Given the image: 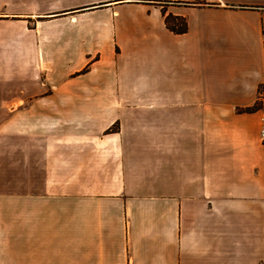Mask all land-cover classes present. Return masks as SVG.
Masks as SVG:
<instances>
[{"label":"crops","instance_id":"1","mask_svg":"<svg viewBox=\"0 0 264 264\" xmlns=\"http://www.w3.org/2000/svg\"><path fill=\"white\" fill-rule=\"evenodd\" d=\"M0 56V264H264V0H0Z\"/></svg>","mask_w":264,"mask_h":264},{"label":"rangeland","instance_id":"2","mask_svg":"<svg viewBox=\"0 0 264 264\" xmlns=\"http://www.w3.org/2000/svg\"><path fill=\"white\" fill-rule=\"evenodd\" d=\"M178 2H172V6H192L194 3H191V2H181V3H178ZM160 5H162L163 3H159ZM169 4L167 3H165L164 4V6L166 7V6H168ZM39 20H41V19H39ZM27 26H28V28H34V26H35V24H34V20L33 21H29L28 23H27ZM8 59L6 58V57H2V56H0V77H1V80H2V77L4 76V72L7 70V61ZM16 63H15V65H16V69H17V71H20V72H22V74L21 75H23L24 76V73L25 72H27V73H25V75L27 76V75H30V74H32V75H34V74H36L38 71H40V69H41V64H40V59H35V58H16ZM49 66H50V64H49ZM88 67H89V65H87L84 69H82L81 71H80V73H84V72H86L87 71V69H88ZM43 70H42V72H41V74H39V79H38V82L40 83V82H46V71H48V70H46L45 68H42ZM23 83H24V81H23ZM47 88V91L45 92V95H51L52 94V89H51V87L48 85V87H45V89ZM258 109H260V108H263L264 107V103H259L258 105ZM22 108V107H21ZM112 130H114L115 129V127H113V128H111Z\"/></svg>","mask_w":264,"mask_h":264},{"label":"trees","instance_id":"3","mask_svg":"<svg viewBox=\"0 0 264 264\" xmlns=\"http://www.w3.org/2000/svg\"><path fill=\"white\" fill-rule=\"evenodd\" d=\"M164 22L166 28L174 34H183L187 32L188 25L185 17L168 14L165 16ZM254 109H258V106L255 105L253 108L247 109V111Z\"/></svg>","mask_w":264,"mask_h":264},{"label":"built area","instance_id":"4","mask_svg":"<svg viewBox=\"0 0 264 264\" xmlns=\"http://www.w3.org/2000/svg\"><path fill=\"white\" fill-rule=\"evenodd\" d=\"M259 139L261 143L264 145V118L262 119V123L259 130Z\"/></svg>","mask_w":264,"mask_h":264}]
</instances>
